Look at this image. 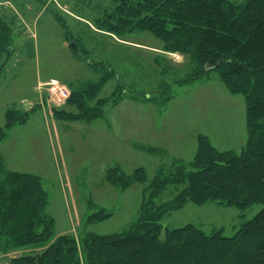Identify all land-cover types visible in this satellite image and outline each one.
<instances>
[{
	"label": "rangeland",
	"instance_id": "obj_1",
	"mask_svg": "<svg viewBox=\"0 0 264 264\" xmlns=\"http://www.w3.org/2000/svg\"><path fill=\"white\" fill-rule=\"evenodd\" d=\"M24 2L31 8L16 6L29 30L20 31L17 23L21 26L22 21L15 16L13 49L0 67V128L6 135L0 142V165L6 172L40 179L47 196L44 216L53 221L54 237L128 232L139 218L144 189L174 160L191 162L198 136L206 137L218 152H239L244 147V98L229 94L216 73L186 82L191 73L187 59L163 53L162 43L149 33L114 37L98 31L96 20L112 11V0ZM10 12L3 11L12 16ZM91 63L97 64V72ZM98 72H102L99 78L113 74L98 99L121 95L120 102L107 105L103 119L90 124L55 120V110L73 109L67 108L68 100L56 105L46 92L41 99L39 84L53 79L70 93L95 82ZM118 86L123 90L119 92ZM26 102L34 105L27 121L5 129L6 111L24 113ZM112 167L127 176L142 169L146 182L118 191L104 181ZM183 188L167 187L156 204L169 203ZM262 208L188 203L159 222L169 230L193 225L207 236L221 231L229 238ZM101 211L111 217L88 222ZM29 252L34 251L0 256V264Z\"/></svg>",
	"mask_w": 264,
	"mask_h": 264
},
{
	"label": "trees",
	"instance_id": "obj_2",
	"mask_svg": "<svg viewBox=\"0 0 264 264\" xmlns=\"http://www.w3.org/2000/svg\"><path fill=\"white\" fill-rule=\"evenodd\" d=\"M112 2V11L96 20L97 30L114 37L151 34L162 43L163 53L187 59L191 73L186 82L216 73L229 94L244 98L247 141L239 152H218L206 137L198 136L191 162L174 160L166 173L159 171L144 189L139 218L128 232L87 233L82 239L54 237L53 221L44 216L47 196L40 179L6 172L0 165V256L34 251L13 257L8 264H264V0ZM3 11L9 10L0 8V67L11 55L12 27L16 25L14 12L10 16ZM96 65L90 64L95 72ZM109 75L113 74L71 89L66 105L73 111L55 110L54 119L88 124L103 119L104 108L116 106L122 97L98 99ZM27 114L6 111L5 129L24 124ZM5 137L0 128V142ZM104 181L125 191L134 184H145L146 178L142 169L127 176L112 167ZM178 185L184 188L172 201L156 204L167 187ZM210 202L238 210L255 204L263 208L229 238L221 231L207 236L193 225L169 230L159 222L185 204ZM110 217L101 211L88 222Z\"/></svg>",
	"mask_w": 264,
	"mask_h": 264
},
{
	"label": "built area",
	"instance_id": "obj_3",
	"mask_svg": "<svg viewBox=\"0 0 264 264\" xmlns=\"http://www.w3.org/2000/svg\"><path fill=\"white\" fill-rule=\"evenodd\" d=\"M0 8L13 11V6H12L10 1L0 2ZM14 14L17 16V19L22 21L20 15L17 12L14 11ZM19 26H20V24H19ZM20 27H21V29L24 28L25 31L29 30L28 26L25 23H23V21H22V25ZM39 88L41 89L40 92H43L42 95L40 96V98L42 99V96L45 94L44 92H46L48 94L50 100L53 103H55L56 105L63 104L65 101L68 100V98L70 96L69 91L65 87H63L61 84H59L57 81H54V80L49 81L48 83H45V84L40 83ZM41 99L39 101V106L42 105ZM26 105H30L31 108L34 107V105L32 103L26 104Z\"/></svg>",
	"mask_w": 264,
	"mask_h": 264
},
{
	"label": "crops",
	"instance_id": "obj_4",
	"mask_svg": "<svg viewBox=\"0 0 264 264\" xmlns=\"http://www.w3.org/2000/svg\"><path fill=\"white\" fill-rule=\"evenodd\" d=\"M24 1H25V0H16L15 3L17 4V6L20 4V5L23 6L25 9H26V7H27V9H29L30 6H29V5L26 6L25 4H23V3H25ZM16 4H15V5H14V4L12 5V6H13V12L15 11V12H17V13H18V12L20 13V11L18 10ZM30 8H31V7H30ZM27 9H26V10H27ZM111 37H112V36H111ZM64 47L66 48V47H67V44H65ZM183 58H184V57H183ZM92 70H93V69H92ZM99 74H100V73H97V74H96V75H98V78H99ZM98 78H97L95 81H97ZM52 80H53V79H50V80H48V82H49V81H52ZM54 81H56V80H54ZM46 82H47V81H42V83H46ZM57 82H58V81H57ZM63 85H64V84H63ZM26 104H31V102H26ZM53 120H54V119H53Z\"/></svg>",
	"mask_w": 264,
	"mask_h": 264
},
{
	"label": "water",
	"instance_id": "obj_5",
	"mask_svg": "<svg viewBox=\"0 0 264 264\" xmlns=\"http://www.w3.org/2000/svg\"><path fill=\"white\" fill-rule=\"evenodd\" d=\"M23 108H24V112L28 113L30 111V109H31V106L30 105H24Z\"/></svg>",
	"mask_w": 264,
	"mask_h": 264
}]
</instances>
